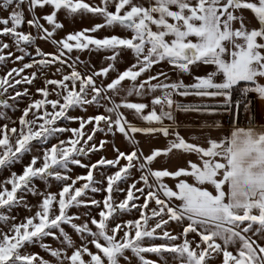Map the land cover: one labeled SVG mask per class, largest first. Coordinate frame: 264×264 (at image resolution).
<instances>
[{"label":"snow or ice","instance_id":"1","mask_svg":"<svg viewBox=\"0 0 264 264\" xmlns=\"http://www.w3.org/2000/svg\"><path fill=\"white\" fill-rule=\"evenodd\" d=\"M61 14L92 22L61 36ZM0 66V264H264V0H0ZM176 112L207 134L186 139Z\"/></svg>","mask_w":264,"mask_h":264},{"label":"rangeland","instance_id":"2","mask_svg":"<svg viewBox=\"0 0 264 264\" xmlns=\"http://www.w3.org/2000/svg\"><path fill=\"white\" fill-rule=\"evenodd\" d=\"M96 2H98V0H96ZM60 19L65 24L64 31L60 33L61 36L64 35L66 32L79 30L81 27L88 26L92 22V21H88V20H85L83 22L77 20V21L73 22L71 20V18H66L63 14L60 15ZM25 30L26 31L28 30L27 26H25ZM112 34L123 36V35H126L127 33L124 32L123 30H119V29H108L106 31L102 30L99 33L100 36L112 35ZM57 38H59V37H57ZM37 44L45 52H53L55 50L54 46L48 41L38 40ZM73 55H75V53H73ZM81 60H84L86 62L90 60L91 63L94 64L97 68H99L102 64L105 63L104 58H103V54L102 53H95V52L92 53L91 56H89V54L87 52L81 54ZM127 63H128V58H125V59L121 60V62L119 64V67L121 68V70H123V68L127 66ZM13 66H14L13 64L9 63L6 67L10 69ZM34 70L35 69H28V70H26L24 75H27L28 73H30L31 71H34ZM79 70L86 71V69L82 65L79 66ZM4 72H5V66H0V75H3ZM114 75L115 74L113 73V76ZM47 78H49V79H52V78L59 79L60 77H59L58 74L56 76H53L52 73L49 72V73H47ZM44 80H45V75L41 74V73H38L37 79L34 81V84L31 85V86H26V87H29V89H30V91L32 93L35 94V98H40L39 93H36V89L44 87ZM128 86H129V82L125 81L124 82V91L121 93L122 96L126 95V90H127ZM128 99L133 101V102H135L138 98L133 96V97H129ZM24 106H25L24 103H21L19 105L20 108H23ZM95 111L96 110L94 108H89L87 113L73 112L72 115H93V114H95ZM8 114H9V116L12 119H16V117H18L20 115V112L17 111L15 113H12L11 111H9ZM0 123H3V121H0ZM72 126L73 127H78V124L74 123V124H72ZM67 135H69V134L66 133L65 136H67ZM100 138H103V136L101 135ZM53 142H55V141H53ZM116 144H117V146H119L121 148V150H125L126 148H129V149L131 148V145H129L128 142L125 141L122 137H118L116 139ZM102 154L107 156L109 159L113 158V156H114V152H113V150H112L110 145L105 150H103ZM89 156H90V159H91L92 162H95L96 160L99 159V155L98 154H96V155L89 154ZM89 156L83 157V161L85 163L89 162ZM25 162H27V157L25 158ZM12 171L20 172L21 171V166L20 165L14 166ZM85 172H86L85 169L73 166L72 174L74 176L75 175L85 174ZM8 175H9V172L6 171V170L3 171V172H0V180L4 179ZM51 190L52 191H56L55 186H53V188ZM101 195L102 194L97 193L96 194V198L100 199ZM119 195H120V197H122L123 194H119ZM29 200L33 204L36 203V199L33 198V197H29ZM14 214H18L19 216L23 217V216L28 215L29 213H27L24 209L21 208V209H18L17 212L14 213ZM133 214H135V210H133ZM130 218H133V215H129V216L125 217V219H130ZM74 239H75V237H74ZM32 251L39 252L41 256L45 255V253L39 247L33 248ZM149 258L150 259H157L154 256H149Z\"/></svg>","mask_w":264,"mask_h":264},{"label":"crops","instance_id":"3","mask_svg":"<svg viewBox=\"0 0 264 264\" xmlns=\"http://www.w3.org/2000/svg\"><path fill=\"white\" fill-rule=\"evenodd\" d=\"M165 70L168 69L169 66L164 65L163 66ZM198 74H203L201 71ZM189 78H186V82H188ZM253 106H254V120H255V125H256V130L261 131L264 130V102L259 101L258 99L253 98ZM177 121L180 123V132L181 135H183L186 139H191L194 136H199L203 138L205 134H207V130L203 129L202 127H199L198 125L202 124L201 118L197 116L195 113H183V112H176L175 113ZM226 115L223 117L217 116L216 119L220 120L221 123L223 124V128H212L211 135L216 138H222L224 135H230L231 129L229 126H225L224 121H225ZM246 117H241L239 124L241 127H246L244 126V120H246ZM168 123V121H165ZM210 122V121H209ZM137 138L141 141V146L144 148V150L147 152L148 148L150 146L149 141L147 140L146 137L143 135L137 136ZM151 146L158 147V148H163L166 146V141L161 137L159 139H155L151 142ZM174 167V162L169 163L166 159H161V163L157 165V167Z\"/></svg>","mask_w":264,"mask_h":264},{"label":"built area","instance_id":"4","mask_svg":"<svg viewBox=\"0 0 264 264\" xmlns=\"http://www.w3.org/2000/svg\"><path fill=\"white\" fill-rule=\"evenodd\" d=\"M224 124H225V126H229V120H228L227 116L225 118ZM247 124H248V120L246 119V120H244V126H247Z\"/></svg>","mask_w":264,"mask_h":264}]
</instances>
